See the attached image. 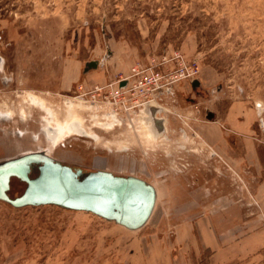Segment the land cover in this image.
I'll use <instances>...</instances> for the list:
<instances>
[{"label": "rangeland", "instance_id": "1", "mask_svg": "<svg viewBox=\"0 0 264 264\" xmlns=\"http://www.w3.org/2000/svg\"><path fill=\"white\" fill-rule=\"evenodd\" d=\"M178 51L198 62L195 80L203 85L194 90L193 81H183L176 108L162 106L157 113L164 121L172 114L178 130L168 140L160 134L150 144L141 116L125 120L121 112L118 123L110 108L96 110L95 86L117 82L137 62L171 59ZM0 56V112L12 114H0V159L50 149L86 172L135 175L160 188L162 173L190 170L191 162L176 154L195 163L209 156L196 128L218 102L236 101L254 115L252 134L264 157V0H0ZM91 61L101 64L86 69ZM30 95L51 107L59 122L75 116L102 141L74 134L53 149L44 113L30 105ZM259 171L246 176L253 189L264 179V166L263 176ZM24 187L14 179L10 195ZM175 215L160 200L148 223L130 231L88 212L53 205L16 209L0 201V264H264V226L220 227L242 241L214 262L212 251L196 241H176Z\"/></svg>", "mask_w": 264, "mask_h": 264}, {"label": "crops", "instance_id": "2", "mask_svg": "<svg viewBox=\"0 0 264 264\" xmlns=\"http://www.w3.org/2000/svg\"><path fill=\"white\" fill-rule=\"evenodd\" d=\"M182 88V83L177 85L164 100L163 107L176 108ZM242 104L238 101L229 105L218 102L216 110L207 112L208 121L198 126L196 133L209 148V156L203 160L199 157L195 163L183 154H176L174 157L178 161L191 162L190 170L179 168L171 177L166 171L160 176L162 186L155 185L156 205L161 200L164 207L169 206L176 212L172 221L177 233L176 241H196L212 251L214 262L227 250L236 249L242 241L241 236L231 233L229 237L228 233L219 230L220 227L264 226V179L253 189L246 177L256 175L254 173L259 170L257 175L261 177L264 157L260 152L261 141L252 134L255 132L254 115ZM172 118V114L165 118L164 140L178 130L171 122ZM179 130L186 133L184 128ZM237 211L239 216L235 213ZM249 237L252 235L245 238Z\"/></svg>", "mask_w": 264, "mask_h": 264}, {"label": "water", "instance_id": "3", "mask_svg": "<svg viewBox=\"0 0 264 264\" xmlns=\"http://www.w3.org/2000/svg\"><path fill=\"white\" fill-rule=\"evenodd\" d=\"M98 61L88 63L97 67ZM193 86L200 82L194 80ZM154 107L147 106L145 113ZM156 113L163 111L155 108ZM155 129L162 134L164 120ZM34 169L38 174L32 177ZM24 183L22 194L10 195L12 179ZM0 201L19 209L53 205L63 209L92 213L130 231L142 229L150 220L157 203L154 185L135 175L122 176L108 170L84 173L43 150L27 151L0 159Z\"/></svg>", "mask_w": 264, "mask_h": 264}, {"label": "built area", "instance_id": "4", "mask_svg": "<svg viewBox=\"0 0 264 264\" xmlns=\"http://www.w3.org/2000/svg\"><path fill=\"white\" fill-rule=\"evenodd\" d=\"M174 60L175 64L171 63ZM199 73L198 62H187L178 51L171 59L165 56L162 60L153 58L147 64H133L129 74L117 82L95 86L91 98L97 111L104 107L110 108L114 122H118L121 112L126 115L125 120L133 121L138 116L142 118L146 115L145 109L148 105L162 107L166 97L177 85L187 80L194 81ZM111 124L114 128V123Z\"/></svg>", "mask_w": 264, "mask_h": 264}, {"label": "bare ground", "instance_id": "5", "mask_svg": "<svg viewBox=\"0 0 264 264\" xmlns=\"http://www.w3.org/2000/svg\"><path fill=\"white\" fill-rule=\"evenodd\" d=\"M200 85H201V82H200ZM29 103H30V105H32L34 107H38L44 113L43 122H44V125H47L45 127L46 137H47V140H48L49 144L52 145L53 149L54 148L57 149V147L59 145L58 143H61L63 140H65V139H67L69 137H72L74 134L83 135V136L86 135L85 137L91 138V139H93L96 142H101L102 141V137L101 136H99L95 132H92L91 129L86 128L84 123L80 119L76 118L75 116H72V118L69 119V121L61 123L58 120H56L55 112L51 109V107L47 106L46 103H44V101L38 100L33 95H30L29 96ZM155 111H156L155 108L150 109L147 112V114L144 117H142V119H141V124L145 125L146 126V130H148V133H145V138L148 139V142L150 144H154V145H155V142L158 139V136L160 135L159 132L155 129V126H154L155 123H158L157 120L159 119L155 115ZM21 113H22L23 119H26V120L29 119V115H28L27 111H25L23 109ZM0 114L4 115L3 117H5V115H7V116L11 115V117H12L11 113L8 114V112H5V111L0 112ZM110 116H111V114H110ZM119 120H117V121L119 122ZM139 121L140 120H138L137 122H139ZM94 123L95 124H99L102 127H107V125H109L110 127L112 126L111 123L109 124V122H108V124H104L103 122H99L98 119H95ZM140 125H139V127H140ZM128 126H130V125H128ZM141 128H143V126H141ZM106 130H107V128H106ZM142 130H144V129H142ZM145 132H147V131H145ZM162 141H164L163 138H162ZM103 144L106 147H110L112 142L108 141V140H105ZM158 145L159 144H157L156 146H158ZM40 150H43L48 155L56 158L55 156L52 155V152L50 151V149H40ZM59 161H61V160H59ZM61 162H63V161H61ZM70 166H72V168L75 169L73 165H70ZM34 170H37V169H34ZM110 172H112V171H110ZM112 173H114V172H112Z\"/></svg>", "mask_w": 264, "mask_h": 264}, {"label": "flooded vegetation", "instance_id": "6", "mask_svg": "<svg viewBox=\"0 0 264 264\" xmlns=\"http://www.w3.org/2000/svg\"><path fill=\"white\" fill-rule=\"evenodd\" d=\"M92 62V61H91ZM90 63V62H89ZM101 63L100 62H98V64H97V67L100 65ZM4 58H2L1 56H0V66L2 67V68H4ZM97 67H89L88 66V64H87V66H86V69H94V68H97ZM191 86L194 88V90H197V89H199V88H201V85H199V86H193V84H191ZM69 165H72V164H69ZM74 166V168L75 169H77V168H81V167H77V166H75V165H73ZM85 173H88V172H86L85 171V169H83V168H81ZM37 174H38V171L37 170H34L33 172H32V174H31V176L32 177H35V176H37ZM15 179V178H14ZM14 179H12V181L14 180ZM25 185V184H24ZM26 186V185H25ZM24 189H25V187H24ZM11 190H12V184H11ZM11 190H10V192H11ZM9 192V193H10Z\"/></svg>", "mask_w": 264, "mask_h": 264}, {"label": "trees", "instance_id": "7", "mask_svg": "<svg viewBox=\"0 0 264 264\" xmlns=\"http://www.w3.org/2000/svg\"><path fill=\"white\" fill-rule=\"evenodd\" d=\"M208 251H210V250H208Z\"/></svg>", "mask_w": 264, "mask_h": 264}]
</instances>
